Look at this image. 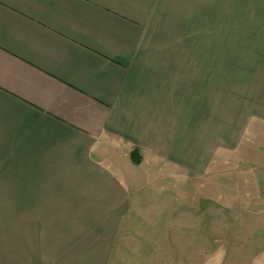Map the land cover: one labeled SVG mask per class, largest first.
<instances>
[{"label":"crops","instance_id":"crops-1","mask_svg":"<svg viewBox=\"0 0 264 264\" xmlns=\"http://www.w3.org/2000/svg\"><path fill=\"white\" fill-rule=\"evenodd\" d=\"M177 18L176 0H0V212L20 228L0 264H106L144 158L204 178L210 160L249 148L251 195L234 185L229 201L264 219V155L252 146L264 140V74L226 97L224 44L194 42ZM258 36L251 68L264 65Z\"/></svg>","mask_w":264,"mask_h":264},{"label":"rangeland","instance_id":"rangeland-1","mask_svg":"<svg viewBox=\"0 0 264 264\" xmlns=\"http://www.w3.org/2000/svg\"><path fill=\"white\" fill-rule=\"evenodd\" d=\"M176 11L177 29L192 28L194 42L198 41L199 34H206V40L214 48L217 42L224 44L226 97L234 91L253 90L251 84L257 81L250 83L248 74L253 72L258 77L264 74V65L251 68L249 58L257 44L254 36L264 33V0H176ZM263 38L257 37L258 40ZM180 39L176 37L178 42ZM257 49L262 50L260 44ZM257 134L263 139L264 130L259 129ZM259 142L264 145V140ZM246 144L247 138L241 148ZM261 145L258 148L257 143L252 144L257 149L255 154L264 155ZM234 151L226 154L222 164H218L216 158L209 161L207 177L211 179L187 178L181 166L156 160L147 163L146 158L138 169L128 172L129 176L133 174L139 193L131 194L132 210L122 221V227L114 230L106 264H259L257 256L264 244L254 240L264 239V229L252 233V226L264 224V219L250 220L251 213L234 210L238 206L229 201L234 198V185L251 195L247 176L240 175V170L244 169L240 154L250 149ZM128 158L130 160V156ZM223 174L225 179L220 181L218 178ZM221 183L228 193L223 210L220 203L216 204L221 196ZM191 197L197 199L196 206L190 205ZM8 219V212H0V259L6 257L3 253L8 249V236L20 230L10 228ZM98 240L101 241L100 235Z\"/></svg>","mask_w":264,"mask_h":264},{"label":"trees","instance_id":"trees-1","mask_svg":"<svg viewBox=\"0 0 264 264\" xmlns=\"http://www.w3.org/2000/svg\"><path fill=\"white\" fill-rule=\"evenodd\" d=\"M129 156H130V161L133 165L136 166L140 165L142 158L137 149L132 150L129 153Z\"/></svg>","mask_w":264,"mask_h":264}]
</instances>
